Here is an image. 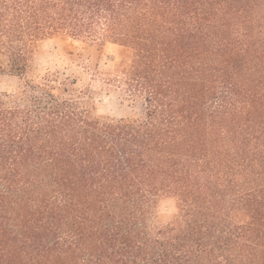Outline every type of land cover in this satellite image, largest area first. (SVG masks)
<instances>
[{
	"label": "trees",
	"instance_id": "16d2710c",
	"mask_svg": "<svg viewBox=\"0 0 264 264\" xmlns=\"http://www.w3.org/2000/svg\"><path fill=\"white\" fill-rule=\"evenodd\" d=\"M4 83L0 264H264V0H0Z\"/></svg>",
	"mask_w": 264,
	"mask_h": 264
},
{
	"label": "rangeland",
	"instance_id": "374dc122",
	"mask_svg": "<svg viewBox=\"0 0 264 264\" xmlns=\"http://www.w3.org/2000/svg\"><path fill=\"white\" fill-rule=\"evenodd\" d=\"M41 48L45 54L40 60L42 64L46 63L47 59L51 60L56 56L62 57V59H58L60 63H63V59H76V57H72L71 55L76 56L83 54L86 59L89 58L92 62H95L99 57V52L93 47H87L79 40L72 39L65 35H60L46 41L42 44ZM118 57L119 48L115 45L107 44L103 49V55L101 57V69L103 71L112 70ZM66 73L71 76L72 79H78L79 84L76 86V89L80 90V69L73 67ZM4 82L11 83L12 79H6ZM5 83L0 85L1 91H4ZM91 106L97 116L116 119H138L144 114V107L142 105L130 106L118 96L108 95L102 91H96V94L91 99ZM176 214L177 206L175 200L171 198L163 199L158 208V221L166 225L174 220Z\"/></svg>",
	"mask_w": 264,
	"mask_h": 264
}]
</instances>
